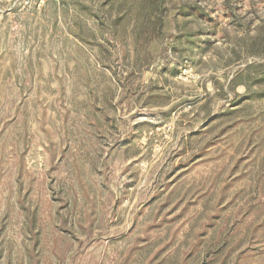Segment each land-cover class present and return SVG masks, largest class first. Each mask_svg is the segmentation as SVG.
<instances>
[{
  "label": "rangeland",
  "instance_id": "obj_1",
  "mask_svg": "<svg viewBox=\"0 0 264 264\" xmlns=\"http://www.w3.org/2000/svg\"><path fill=\"white\" fill-rule=\"evenodd\" d=\"M0 264H264V0H0Z\"/></svg>",
  "mask_w": 264,
  "mask_h": 264
}]
</instances>
